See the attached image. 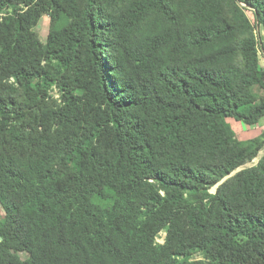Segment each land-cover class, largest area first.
Masks as SVG:
<instances>
[{"label":"trees","instance_id":"obj_1","mask_svg":"<svg viewBox=\"0 0 264 264\" xmlns=\"http://www.w3.org/2000/svg\"><path fill=\"white\" fill-rule=\"evenodd\" d=\"M261 54L264 0H0V264H264Z\"/></svg>","mask_w":264,"mask_h":264},{"label":"rangeland","instance_id":"obj_2","mask_svg":"<svg viewBox=\"0 0 264 264\" xmlns=\"http://www.w3.org/2000/svg\"><path fill=\"white\" fill-rule=\"evenodd\" d=\"M248 17L252 20V15L248 12ZM48 22L49 19L47 17H43L40 22L38 23L37 27L35 28L36 33L38 34L41 41H44L47 35L48 31ZM261 67H264V56L261 54ZM227 123L231 126V128L234 130L235 135L238 140L240 141H246L250 140L260 134V132L264 129V120H260V123L257 125V127H247L244 124L240 122H235L232 119H227ZM256 160H253L252 163L245 165V167H249L250 165L255 164ZM211 192H214V188H212ZM108 198L103 199L97 196H94L92 198V202L102 208L104 207H110L113 204L114 201V195L111 191L107 193ZM0 217H2V213L0 210ZM163 235L161 238L158 239V243H162L163 241Z\"/></svg>","mask_w":264,"mask_h":264},{"label":"crops","instance_id":"obj_3","mask_svg":"<svg viewBox=\"0 0 264 264\" xmlns=\"http://www.w3.org/2000/svg\"><path fill=\"white\" fill-rule=\"evenodd\" d=\"M260 123V122H259Z\"/></svg>","mask_w":264,"mask_h":264}]
</instances>
